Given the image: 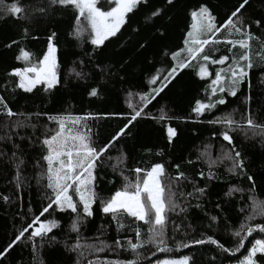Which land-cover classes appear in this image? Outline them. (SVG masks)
I'll return each mask as SVG.
<instances>
[{"label":"trees","instance_id":"trees-1","mask_svg":"<svg viewBox=\"0 0 264 264\" xmlns=\"http://www.w3.org/2000/svg\"><path fill=\"white\" fill-rule=\"evenodd\" d=\"M240 2L241 0H173V4L168 5L167 0H148L147 5H140L134 14H130L128 24L121 32L106 41L105 46L99 50L87 43L86 34L81 40L70 36L74 22L73 10L70 7L51 6L50 0H19L24 7L19 19L0 17V96L5 98L15 113L23 114L11 118L0 114V249L31 222L33 215L38 214L46 203V181L41 177L43 162L39 140L46 128L55 127L47 117L64 113L74 116L91 114L96 118L89 119L87 123L96 134L94 139L97 143L106 142L126 121L122 115L105 114H128L131 112L129 103L140 105L138 94L152 87L148 84L150 76L157 69L166 70L171 61V52L184 46L183 40L191 23L190 11L200 3H207L219 24ZM41 8L45 11L41 12ZM155 9H161V15L149 19L150 13ZM244 15L252 19L264 16V0H249ZM52 32L56 33L54 43L58 49L60 83L50 91H45L43 86H37L31 93L16 89L14 78L8 76V72L13 67L23 66L15 60L18 47H24L38 58L46 50L47 37ZM13 40L18 41V44L11 48L5 47ZM140 44L145 47L140 48ZM217 48L219 51H216ZM226 49L224 44L211 45L206 47V52L219 56L227 54ZM255 59L258 62L241 84L237 95L232 97L223 94L227 103L218 105L200 117L192 112V108L197 100L208 102V85L214 78L215 71L223 66L210 65L212 75L201 79L196 74L198 68L193 61L192 66L181 70L165 91L145 108L148 115L134 122L131 135L122 139L107 154L113 159L108 160L106 156L105 165L97 170L96 190L105 198L122 184L119 172L112 169V164L117 163L116 158L121 151L126 155L123 165L125 175H130L128 169L143 167L151 162H163L169 166L168 173L171 176L176 174V169L171 165L180 164V170L186 174L187 180L181 182L184 195L177 201L186 210L181 212L177 209L169 213L167 238L172 251L155 252L148 245L140 250L142 259L139 264H154L157 258H179L181 255H193L196 264H238L254 239L264 238V234L253 233L245 239L244 247L234 255L222 253L209 244L176 248V242L199 238L201 233L214 235L225 247H233L236 240L229 229L238 228L244 219L246 212H242L241 208L250 204L249 195L264 201V138L254 136L251 132L247 135L240 131L232 133L237 150L244 155L246 171L256 181L251 193L248 191L251 185L246 179L227 171L229 161L213 168L217 179L206 181L198 173L204 171L207 174V163L205 159L197 160L199 154L205 151L206 145L211 146L213 159L219 156L222 147H228L226 142L213 135L221 130V126L209 124V120L227 113H232L234 119L240 120L242 116L251 113L258 123L264 124V63L259 62V58ZM73 68L76 71L83 70L88 74L87 78L77 79L71 73ZM101 68L105 69L104 73H101ZM91 87L98 88L97 96L88 95ZM161 108L169 118L153 119L152 117H159ZM17 123L25 126L12 127ZM167 126L175 127L178 131V138L172 145L166 139ZM157 152L162 154L157 156ZM13 153H16L15 157ZM20 160H23V164L18 169ZM18 172L20 187H17ZM193 184L198 187L206 186V193L199 199L187 197V193L193 191ZM230 186H239L245 191L227 197L225 193ZM4 197H8V200L5 201ZM197 204L199 207H196ZM93 208V217L88 218L80 228L82 244L104 240L111 245L116 238L134 236L132 229L137 224L131 218L123 216L120 223L125 227L118 231L119 224L100 210L99 202ZM211 216H218V221L210 229L208 225ZM49 218L59 219L61 227L49 234L55 235L56 242L50 243L46 239L37 253L38 257L45 264H73L76 254L65 249L66 243H74L76 240V234L69 232V214L56 212ZM261 221L264 218L257 217L255 222ZM139 226L142 232H147V225ZM98 255L101 259L134 258L128 252L112 250ZM88 258L94 259L95 256L89 255ZM0 264H34L31 245L19 243L10 251V255L0 259Z\"/></svg>","mask_w":264,"mask_h":264},{"label":"snow or ice","instance_id":"snow-or-ice-1","mask_svg":"<svg viewBox=\"0 0 264 264\" xmlns=\"http://www.w3.org/2000/svg\"><path fill=\"white\" fill-rule=\"evenodd\" d=\"M148 0H50L51 6L71 8L74 12V22L70 36L76 40H81L87 35V43L94 49L99 50L105 46V42L116 37L121 29L125 27L130 14H134L140 5H147ZM168 5L173 4V0H167ZM249 0H241L234 7L221 23H217V17L212 8L207 3H200L194 7L189 15L191 23L183 40V47L178 51L171 52V61L168 68L157 69L151 75L148 84L152 87L148 91L139 93L140 105L134 106L129 103L131 112L128 114H105L108 116L122 115L125 123L103 143H97L94 139L96 135L88 125L89 119L96 117L91 114L86 116H74L71 113L49 115V123L55 125L54 128H46L43 137L39 140L41 145V167L43 169L41 177L45 179L44 200L38 214H34L31 222L22 227L6 246L0 249V259L10 255V251L23 242L31 245L34 264H45L44 260L38 257L37 253L43 247L45 240L50 243L56 242L55 235L49 236L54 229L61 227V222L56 218H49L53 213H67L70 216L69 232L76 234L74 243H66L65 249L76 254L73 264H139L142 259L141 249L151 245L155 252H171L167 238V226L169 213L177 209L183 212L185 207L178 203V198L183 196L182 181H186V174L180 170V164L171 165L176 169L175 176L168 173V167L163 162H151L143 167L136 166L128 169L130 175L124 174V161L126 155L123 151L116 158L117 163L112 164L114 172H119L122 177L121 186L110 196L102 197L96 190L98 174L97 170L105 165V157L122 139L131 135V128L139 118L148 114L145 108L156 100L157 97L176 79L181 70L192 66L198 68L197 75L201 79L210 77V65H220L214 73L208 85V102L197 100L192 112L197 117L203 116L218 105H225L227 96L235 97L241 84L249 77L259 58V62L264 63V16L258 19L245 17L244 10ZM45 9L41 8V12ZM24 12V7L19 0H0V17L19 19ZM161 9H155L150 13L149 19L159 17ZM254 26V28H253ZM163 35V33H161ZM55 32L47 37V48L40 57L18 47V54L15 60L21 62L23 66L11 68L8 76L14 78V87L25 93H31L37 86H43L45 91L54 89L60 83V66L57 58V46L54 43ZM18 41L13 40L5 47L11 48L17 45ZM224 44L227 46V54L219 56L209 55L206 47L211 45ZM144 48V44L139 45ZM238 50V51H237ZM216 51H219L217 48ZM91 59V57H90ZM175 62V63H172ZM81 63H83L81 61ZM101 73L105 72L101 68ZM71 73L77 79H86L87 73L83 70L71 69ZM98 94L97 87H91L89 96L95 97ZM220 94V95H218ZM129 95H132L129 93ZM0 114L11 118L18 115L7 104L5 98L0 96ZM153 119H168L164 109H160L159 117ZM209 124L220 125L221 130L214 133L228 147H222L219 156L213 159L210 153V145L205 146V151L201 152L197 160L205 159L208 166L207 174L204 171L198 173L202 180L211 181L217 179L213 168L219 166L224 161H229L230 166L227 171L232 175L241 176L251 185L249 193L253 192L256 181L253 175L248 174L244 155L237 150L234 142L233 132L240 131L247 135L251 132L254 136L264 138V124L258 123L249 113L236 120L232 113L209 120ZM23 123H17L12 127H24ZM34 127V125H33ZM7 136V134H6ZM11 139V136H7ZM178 138V131L175 127H166V139L169 145ZM162 153L157 152L160 156ZM16 156V153H13ZM112 160L111 156H107ZM191 163V161H189ZM39 163V162H38ZM23 160L17 164L19 169ZM17 187H20V176L17 173ZM244 188L230 186L225 196L231 197L235 193H243ZM206 193L205 187H198L193 184V191L187 193V197L199 199ZM250 204L241 208L246 212L239 227L229 229L231 236L236 240L233 247H225L214 235L201 233L199 238L176 242V248H190L195 245L209 244L222 253L234 255L244 247V241L253 233L264 234V221L255 222L257 217L264 218V201L258 200L254 195H249ZM7 201L8 197H4ZM99 202L100 210L111 217L119 224L118 231L125 226L120 223L123 216L131 218L137 226L132 229L134 236L123 239L116 238L109 245L104 240L98 243L82 244L80 228L82 224L93 217V205ZM199 207V204L196 205ZM219 208L220 205L218 204ZM250 209V210H249ZM51 210V212H50ZM31 211V210H30ZM45 214H48L47 216ZM43 218V219H42ZM208 228H212L218 221V216H211ZM140 224L147 225V232H142ZM179 227V226H177ZM227 228V225L225 226ZM27 234V235H26ZM106 250L128 252L133 255L132 259H101L98 255ZM155 252L153 255H155ZM89 255H94V259H89ZM213 259H215L213 257ZM151 264V262H149ZM155 264H196L193 255H181L179 258L166 257L157 258ZM238 264H264V238H256L247 249Z\"/></svg>","mask_w":264,"mask_h":264},{"label":"rangeland","instance_id":"rangeland-1","mask_svg":"<svg viewBox=\"0 0 264 264\" xmlns=\"http://www.w3.org/2000/svg\"><path fill=\"white\" fill-rule=\"evenodd\" d=\"M220 66V65H219ZM211 70V68L209 67V71ZM210 73H211V71H210ZM209 78V77H208ZM206 79V78H205ZM155 264V263H154Z\"/></svg>","mask_w":264,"mask_h":264}]
</instances>
